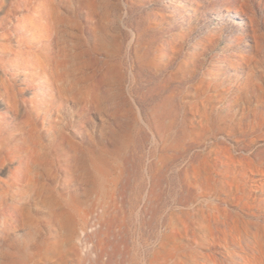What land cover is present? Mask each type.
Masks as SVG:
<instances>
[{
	"label": "rangeland",
	"instance_id": "1",
	"mask_svg": "<svg viewBox=\"0 0 264 264\" xmlns=\"http://www.w3.org/2000/svg\"><path fill=\"white\" fill-rule=\"evenodd\" d=\"M170 3L0 0V187L10 189L0 200V224L9 204L35 196L23 193L56 188L78 210L70 238L61 231L62 264H253L252 250L235 253L220 239L237 234L225 202L236 215L264 218V187L255 185L249 163L229 157L264 159V0ZM223 6L239 10L246 24H223ZM61 54L69 61L70 94H79L73 76L88 74L86 86L102 106L85 123L94 142L109 148L100 167L81 155L75 169L72 153L56 152L63 129L79 144L85 136L74 129L81 99H62L51 76ZM104 120L114 134L103 135ZM33 129L48 162L14 185L35 147ZM32 210L37 226L14 227L12 249L47 256L49 211ZM200 219L207 242L195 233ZM53 261L47 256L43 264Z\"/></svg>",
	"mask_w": 264,
	"mask_h": 264
},
{
	"label": "bare ground",
	"instance_id": "2",
	"mask_svg": "<svg viewBox=\"0 0 264 264\" xmlns=\"http://www.w3.org/2000/svg\"><path fill=\"white\" fill-rule=\"evenodd\" d=\"M171 3H174V5L178 6L179 0H171ZM217 16L220 19V21L223 22V24H227V25L236 24L239 27H243L246 24L245 19L240 16L239 10L237 11V10H235L233 8H230V7L223 6V7L219 8L218 11H217ZM53 18L55 19V24H59L60 22H62V17L59 16L58 13H54L53 14ZM38 39H39V37H38ZM58 41H60V40H58ZM231 41L233 42V39H231ZM61 55H62L61 59H60L59 62H57L56 67H54V71L52 73L53 75H51V76L54 79V81L58 84V92L61 95L62 99H66V98H68V99H71V98L76 99L77 98L78 100L81 99V101H79V102L83 103V107H82V109L80 111V119H79V121H76V123L74 124V127H75L74 129H75V131H78V132H80L82 134V132L85 131V128H86L85 127V123L88 120H90V118H89L90 117V113L92 111H94V110H99L100 111L101 110L100 108L102 106L95 99L93 94L90 93L89 87L86 86L90 82L88 74L87 75L86 74H84V75L78 74V75L73 76V79H72L73 80V84L72 85H75L74 87H76L79 90V94H78V96H76V98H75L74 94L73 95L70 94V92H71V91H69L70 88H68L67 85H66V84H68V77H69V72L66 69L67 68L68 59H66V57L63 56V54H61ZM68 63H69V61H68ZM42 69H43V67H42ZM50 69H53V68L50 67ZM47 70H49V68ZM59 107H61V105H59ZM112 128L110 127V121L109 120H106V121L104 120L103 121L102 133H103L104 136H107V135L111 134L110 133L111 130L113 131L112 134H114V130ZM213 131H215V130H213ZM67 132L68 131L64 130V129L61 131V133H60V141H59V145L57 146L58 148L56 149V152L58 154H60V153H63V154L72 153L73 155L71 156V162L70 163H72V167L73 168H75V167L76 168H78V167L80 168L79 164L81 162V155L82 156L91 157V159H93V161H94L93 162V164H95L94 166L95 167H100L101 165H100V163H98V161L100 159L99 158L100 154H102L104 152H107L109 148L107 149V147L105 145L101 146L102 144L101 145L96 144L94 142L93 138L90 136L91 135L89 133L90 131L89 132L85 131V136H81V137H83L82 138V144H79L78 142H76L72 137H70L68 135ZM31 134H32L31 138L34 141V146L35 147L31 150L29 159H28V161L26 162V164L24 166L25 167L24 173L21 174V175L18 174V175L13 176L14 185L19 184V182L23 181L24 177L29 175L30 169H31V167L33 165L38 166V168H39V166H43L44 164H46L48 162L47 158L44 156V154L42 153V151L40 149L41 137H40V135H38L37 130L33 129ZM86 135L89 136V137L87 138ZM200 137H202V135ZM258 141H260V140H258ZM247 147H249V146H247ZM249 149H250V147H249ZM255 150H257V149H255ZM249 154H251V153H249ZM229 157H231V159H232L231 161L239 162L241 164L242 163H249L251 168H252V170H253L255 185L257 187H261V186L264 187V180L262 179V176H261V174H264V168L262 167V165H264V159L258 162L255 158H253V156L251 158H250V156L248 157V156H235V155H231ZM67 159H69L68 156H67ZM54 160H52V161H54ZM85 161H87V160H85ZM22 169H23V166H22ZM50 171H51V169H50ZM50 173H52V171ZM240 173L243 174V175H246L244 171H240ZM201 174H202V172H201ZM53 175H54V172H53ZM213 176H214V174H213ZM56 177H57V175H56ZM14 185H12V186H14ZM218 187H219V189H221V192H223V193H225L227 195L230 194V191L225 188L226 186H225V184L223 182H218L217 188ZM204 188H206V187H204ZM26 193L30 197L33 195V193L35 194V196L31 197L30 202H26V203H22V204H20V203L18 204V203L15 202L13 204H9L8 207H6V209H4V215H9V217L5 218V221L2 224H0V264H43V262L47 259V256L54 260L52 264H62V254L60 253V247L62 245L61 231L63 229H66L68 231V233H69L68 234V238H70L71 234L75 230L76 216H77V213H78L76 202L74 200H72V201H67V204H66V200L61 195H59L57 189L52 187V186L39 185L38 187L36 186L35 188L31 189L30 191L23 193L22 196L26 195ZM7 194L8 195L10 194V189L8 188V190H7V189H5L3 187L2 188L0 187V200H2V201L5 200L6 197H7L6 196ZM242 196H245L249 201L252 200V197H250L247 193H243ZM249 201H247V202L249 203ZM251 203H252V201L250 202V204ZM229 204H230L229 202H225L223 204V206L226 208V210H227L226 212L229 214L230 218H232V220L234 222L233 227L235 226L233 229H236L237 234L235 233L236 235H230V234L229 235L228 234L225 235V237L220 239L221 243H223L224 246H226L227 248L233 250V252H235V253H238V250L236 249V247H238V248L240 247L242 250H246V251L247 250L248 251L252 250L255 253V256H253L254 254L252 255L253 256V258H252L253 264L254 263L255 264H264V218H261L259 215L255 214L256 212L255 213L254 212L251 213L250 211H245V210L242 211V213H239L238 215H236L230 208H228ZM29 206H31L33 208H31ZM38 206H42L44 208H47V210L49 211L48 212V216H49L48 219H50L51 224L54 227V233H53L54 235L52 236L53 240L45 243V246L48 249L47 250V256H41V255H38V254L31 255V256H26L25 254L21 255V253H17L15 251H13V249H12L13 243H12L10 237H9L10 232L12 231V229L14 227H18V226H24L26 229L28 227H31V228L34 227V226L36 227L37 224L34 221V217L32 215V212H33L32 209L37 208ZM252 217H258V218H261V219L260 220H254ZM229 222H231V221H229ZM203 224L205 225V222L203 220L198 221V224H197L196 228L199 229V232H195V233L198 236L197 238H199L200 241L207 242L209 235L204 231L205 227H204ZM207 224H209V223L207 222ZM223 226H225L226 228L229 229V223L228 224L225 223V225H223ZM202 231H204V232H202ZM226 233H228V231ZM235 239H239L240 240V245L239 246L236 244L237 241H235ZM1 241L5 242V244L3 243V245H1ZM207 244H209V243H207ZM206 246H208V245H206ZM229 249H227V250H229ZM230 252H232V251H230ZM220 254L222 255V253H220ZM228 254H230V253H228ZM246 256H248V255H246ZM244 257H245V254H244L243 257L241 256V258H244ZM206 258H208V256ZM215 258H216V256H215ZM233 259H234V257H233ZM199 261H201V260H199ZM205 261H208V260H205ZM241 261H243V260H241ZM245 261H247V260H245ZM213 262L215 264H218L217 261L212 260L211 263H213ZM176 264H182V261L180 260ZM221 264H226L224 262V259H223V263H221ZM234 264H241V263L237 262V260H236V261H234Z\"/></svg>",
	"mask_w": 264,
	"mask_h": 264
}]
</instances>
